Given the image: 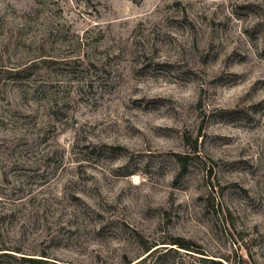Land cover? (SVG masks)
Listing matches in <instances>:
<instances>
[{
    "label": "rangeland",
    "instance_id": "obj_1",
    "mask_svg": "<svg viewBox=\"0 0 264 264\" xmlns=\"http://www.w3.org/2000/svg\"><path fill=\"white\" fill-rule=\"evenodd\" d=\"M3 212L58 264H264V0H0Z\"/></svg>",
    "mask_w": 264,
    "mask_h": 264
},
{
    "label": "trees",
    "instance_id": "obj_2",
    "mask_svg": "<svg viewBox=\"0 0 264 264\" xmlns=\"http://www.w3.org/2000/svg\"><path fill=\"white\" fill-rule=\"evenodd\" d=\"M33 63V62H32ZM31 63V64H32ZM18 74V73H17ZM16 74V75H17ZM51 100V99H50ZM175 161L177 162L178 171L174 176V182H177L185 173L187 172V160L188 159H198L197 155V146L194 143V146L188 153L184 154H174ZM7 216V212H3L0 215V220H4ZM0 245V264H58L56 262H51L49 258V253L45 251L35 250L33 252L27 253L21 247H7L1 243ZM172 246H176L180 249L189 250L191 247L187 242L182 239H176L170 243ZM150 248H146L148 251ZM145 251V252H146ZM202 254V253H199ZM203 255V254H202ZM203 263L207 264H222L219 261L213 259L202 258ZM123 264H132L130 261H124Z\"/></svg>",
    "mask_w": 264,
    "mask_h": 264
}]
</instances>
